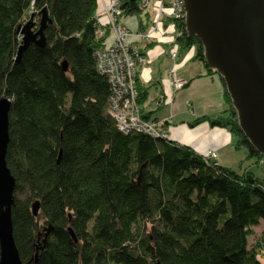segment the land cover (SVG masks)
<instances>
[{
  "label": "trees",
  "instance_id": "16d2710c",
  "mask_svg": "<svg viewBox=\"0 0 264 264\" xmlns=\"http://www.w3.org/2000/svg\"><path fill=\"white\" fill-rule=\"evenodd\" d=\"M98 2L0 0V97L10 102L5 161L15 181L11 223L21 262L264 264V229L249 243L253 228L264 225V179L168 136L123 133L107 113L111 89L95 68V52L110 29L97 21ZM142 2L120 0L122 17H135L139 31L151 23L148 12L141 16ZM43 8L50 19L44 45L29 44L17 59L19 27ZM168 22L171 45L194 47L195 60L217 74L183 19ZM219 80L227 108L191 125L228 129L236 148L260 156ZM135 91L141 118L154 121L142 108L147 92L136 80Z\"/></svg>",
  "mask_w": 264,
  "mask_h": 264
},
{
  "label": "water",
  "instance_id": "95a60500",
  "mask_svg": "<svg viewBox=\"0 0 264 264\" xmlns=\"http://www.w3.org/2000/svg\"><path fill=\"white\" fill-rule=\"evenodd\" d=\"M183 2L187 35L199 40L206 65L224 82L239 128L255 151L264 156V0ZM36 16L39 20L34 30ZM48 24L46 9L29 14L18 29L17 59L29 44L44 45V30ZM61 65L66 70V63ZM9 105L8 99L0 97V264H24L12 236L15 181L5 161ZM37 210L35 201L31 204L34 216ZM68 232L75 240L72 231L68 229Z\"/></svg>",
  "mask_w": 264,
  "mask_h": 264
},
{
  "label": "crops",
  "instance_id": "0c3cea01",
  "mask_svg": "<svg viewBox=\"0 0 264 264\" xmlns=\"http://www.w3.org/2000/svg\"><path fill=\"white\" fill-rule=\"evenodd\" d=\"M107 1L98 2L95 16L100 24L106 20L103 6ZM120 22L129 32L137 31L138 24L135 17H123ZM163 29H165L163 32L154 33L147 42L139 44L141 54L146 60L144 65H140L136 77L137 83L147 92V99L142 108L149 113L150 119H155V122L170 119L165 124L169 139L190 147L199 155H205L207 151L213 150L210 147L206 151L194 148L196 137L191 135L211 134L213 129L206 122L197 125H191V122L202 116L219 115L226 109L220 76L207 73L202 63L192 59L193 53L181 54L178 51L177 57L171 59V52L176 51L170 41L172 40L170 38H173L170 36L173 35V28L165 24ZM170 70H174L177 76L186 79L189 82L188 86L174 93L171 92L167 79ZM187 103H190L192 111L187 110Z\"/></svg>",
  "mask_w": 264,
  "mask_h": 264
},
{
  "label": "built area",
  "instance_id": "2783aa9c",
  "mask_svg": "<svg viewBox=\"0 0 264 264\" xmlns=\"http://www.w3.org/2000/svg\"><path fill=\"white\" fill-rule=\"evenodd\" d=\"M156 1L158 2L157 13L164 22H167V19H183L184 21L183 0ZM149 2L152 3L153 0H143L142 9L148 7ZM104 10L110 37L105 46L95 52V68L98 73L107 78L111 89L107 113L123 133L136 131L151 137L167 138L168 134L166 130H163V124L141 118L139 107L135 102V80L139 66L145 63L139 44L147 42L151 34L157 31V23L153 21L144 31L129 32L120 22L122 18L120 0H109ZM101 34L99 30L98 35ZM175 56L176 53L173 52L172 57ZM165 120L166 123L170 121V119ZM204 157L214 159L216 153L209 150Z\"/></svg>",
  "mask_w": 264,
  "mask_h": 264
},
{
  "label": "rangeland",
  "instance_id": "374dc122",
  "mask_svg": "<svg viewBox=\"0 0 264 264\" xmlns=\"http://www.w3.org/2000/svg\"><path fill=\"white\" fill-rule=\"evenodd\" d=\"M108 2H109V0L107 1V3ZM107 3H105V5ZM157 3L158 2L156 0H153L152 3L149 2L147 5L148 7L144 8L142 13H141V16L143 17L144 13L148 12L150 15L149 18L151 20V23L153 21H156L157 31L154 33L163 32L165 30V29H163V28H165V24L170 25L168 23L169 19L166 20L167 22H164L159 17V14L157 13V7H158ZM105 5L103 6V12H105V10H104ZM165 11H167V10H165ZM34 21L37 25L38 18L34 17ZM154 33H152L151 36H153ZM170 36L172 37L173 35L170 34ZM170 39H172V38H170ZM170 41L172 44V40H170ZM174 52L176 53V56L172 57L173 52H171V54H170L171 59H175L178 55L177 49ZM179 52H181V54L193 53L192 59L196 62H200L199 60H195V49H194V47H190L186 50L179 51ZM139 68H140V66H139ZM167 79H168V83H169V87L171 89V92H173V93L175 91H179L181 89L186 88L189 84V82L186 79H183V78L177 76L175 74L174 70L168 71ZM230 103H231V100H230ZM186 108H188L187 109L188 111H192L190 103H187ZM233 110H234L235 116H236V111L234 108H233ZM164 121H166V120H164ZM164 121H161L160 123L163 124L162 125L164 128L163 130L165 131L166 130V128H165L166 122H164ZM236 121H237V117H236ZM201 123L202 122H200L199 124H201ZM237 123H238V121H237ZM211 129H213V132L211 134H206V135L194 134V135H191V137H196V140H195L196 143L194 144V148L196 147V149L199 151H201V150L206 151L207 148L210 147V149H212L213 151H215L217 153V159L215 157L214 160L217 161V163L219 162L220 165L228 167L237 173H241V172L246 170L248 172H251L256 178L264 179V156L263 155H260L258 153L260 156H257V157L255 156V157L249 158L247 156L248 153H247V150L245 148H243V147L236 148V146H235L236 138L228 129H222V128H218V127H211ZM263 228H264L263 223H260L258 226L253 228L254 234L249 237V243L253 242V240L258 236V234L260 233V231Z\"/></svg>",
  "mask_w": 264,
  "mask_h": 264
}]
</instances>
